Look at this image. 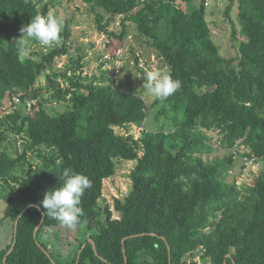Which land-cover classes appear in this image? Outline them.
Instances as JSON below:
<instances>
[{"label":"trees","instance_id":"1","mask_svg":"<svg viewBox=\"0 0 264 264\" xmlns=\"http://www.w3.org/2000/svg\"><path fill=\"white\" fill-rule=\"evenodd\" d=\"M44 1L0 0V199L6 204L0 234L11 230L9 243L0 235V264H199L193 258L200 249L202 264H264V170L249 187L227 181L239 163L246 166L245 157L264 162V0H229L226 15L237 12L243 38L234 28L235 58L223 57L213 39L208 0H71L95 15L111 55L133 24L140 46L181 82L173 95L152 103L143 90L118 87L109 71L90 79L80 55L61 74L49 73L71 56L67 26L61 47L38 59L30 42L21 59L20 29L50 12ZM118 17L121 31L110 30ZM156 108L162 129L137 139L131 126L143 127ZM209 132L218 135L224 157L204 158L214 144ZM12 137L26 141L16 156L7 150ZM119 161L136 166L131 192L114 202V219L100 200ZM64 168L92 183L74 228L40 205L62 183Z\"/></svg>","mask_w":264,"mask_h":264},{"label":"rangeland","instance_id":"2","mask_svg":"<svg viewBox=\"0 0 264 264\" xmlns=\"http://www.w3.org/2000/svg\"><path fill=\"white\" fill-rule=\"evenodd\" d=\"M50 4L51 10L57 14L63 20V28L61 35L65 33L66 26L70 31V39L68 44L70 48V57H62L57 60V63L49 71V73H58L61 74L69 65H72L74 59L77 57L83 56V63L85 64V75L89 76L90 79L95 77H101L102 71L97 67V64L101 56H109L111 59L109 73L114 74V81L118 87H121L124 90H143L140 89L143 83V80L135 67V59L132 54V50H136V56L139 58L138 68H144V70H154V69H166L163 66V62L155 55L152 50H149L145 46H140V38L137 36L136 27L133 24H129L128 32L129 37L125 40L121 49L116 52L115 56L111 52L113 51L110 46L111 40L106 36L99 34L96 26V17L88 9L87 6L79 2H71V0H45L44 4ZM198 6V5H197ZM229 6V0H208V22L210 24L211 32L213 39L217 45L221 48V54L225 58H235L237 57V42L232 39L234 33V28L238 32V41H241L243 38L240 34V25L239 19L237 17V12L233 11L230 17H227L226 10ZM185 8V7H184ZM121 18L118 17L116 22L110 26V30L116 32L121 31L120 26ZM59 36V39L52 44L51 46H40L36 42H32V51L36 53V58L40 59L43 56L47 55L52 49L56 47H61L65 38ZM111 56H110V55ZM114 56V57H113ZM73 58V59H72ZM169 71V70H168ZM46 72L38 82V86H42L46 83ZM84 75V76H85ZM92 76V77H91ZM60 83L63 84V80L60 78L57 79ZM64 85V84H63ZM143 94L147 96V101L152 103L155 99L148 95L143 90ZM9 106V102H6L5 107ZM50 111H59L64 110L63 106H53L47 107ZM158 108L151 111L147 122H145L143 128L144 131H160L164 123V118H161L159 121H156V114ZM131 126V125H130ZM134 126V125H132ZM137 127V126H136ZM139 128V127H137ZM171 128L168 126L165 131H169ZM120 134L123 133L122 129L117 130ZM131 134H133L137 139L141 136L142 131L131 128ZM209 135L214 138V144L212 146V152L206 153L204 158L214 159L217 157H224L226 152L221 148L218 141V135L216 133L209 132ZM13 143L8 146L7 150L12 156H16L17 151H22L24 149V144L26 141L22 140V137H12ZM30 158L33 159V164L38 163L33 155H30ZM135 162H126L119 161L117 165V173L115 176L104 181V191L103 197L100 200V205L102 208L104 206H109L113 210L114 219L119 218V214L114 211V202L116 199H123L127 196L132 190V180L131 173L135 169ZM264 162H260L253 167H247L243 163H239L235 169L229 174L227 181L230 183H235L239 188L252 186L255 179L263 172ZM22 173H20L21 175ZM1 190V189H0ZM6 208L5 201L0 199V220L3 217L4 210ZM82 233L80 238H86L88 235ZM6 243H9L11 240V230L5 231L3 234H0ZM203 250L195 252V257L193 260L202 264Z\"/></svg>","mask_w":264,"mask_h":264},{"label":"clouds","instance_id":"3","mask_svg":"<svg viewBox=\"0 0 264 264\" xmlns=\"http://www.w3.org/2000/svg\"><path fill=\"white\" fill-rule=\"evenodd\" d=\"M63 20L57 14L48 12L46 15L37 14L30 23L20 29L22 37L16 40L17 52L21 59L29 54V43L36 42L40 46H51L60 36ZM143 89L156 100H166L181 88V82L173 79L166 69L145 70L142 76ZM62 183L44 194L40 205L46 209V215H51L61 224L74 228L80 223L83 210L80 207L84 192L92 187L91 180L71 168H64L61 173Z\"/></svg>","mask_w":264,"mask_h":264},{"label":"built area","instance_id":"4","mask_svg":"<svg viewBox=\"0 0 264 264\" xmlns=\"http://www.w3.org/2000/svg\"><path fill=\"white\" fill-rule=\"evenodd\" d=\"M111 59H112V56H111V58L107 55L102 57V59L99 61V64H98V68L100 69V71H102V72L109 71ZM33 104H35V102H28V107L30 108ZM131 128L137 129L138 131H142V132L144 131L143 128H141V127L137 128L136 126H131ZM121 129L123 131V134L127 133L126 129H124V128H121ZM243 160H244L247 167H253L256 164L260 163V161L257 158L245 157Z\"/></svg>","mask_w":264,"mask_h":264},{"label":"water","instance_id":"5","mask_svg":"<svg viewBox=\"0 0 264 264\" xmlns=\"http://www.w3.org/2000/svg\"><path fill=\"white\" fill-rule=\"evenodd\" d=\"M24 213V212H23ZM23 215V214H22ZM17 227H18V222L16 223V230H17ZM37 235V232H36V234H35V236ZM90 242L93 244V247H94V249H95V251H96V245L93 243V241L92 240H90ZM16 244H17V235H15V242H14V244H13V247H12V249L10 250V252L8 253V255H10L13 251H14V249H15V247H16ZM168 248H169V254H170V256H171V249H170V247H169V245H168ZM124 253H125V256H126V251L124 250ZM126 262H127V258H126ZM172 261H171V258H170V263H171ZM5 264H6V259H5Z\"/></svg>","mask_w":264,"mask_h":264}]
</instances>
